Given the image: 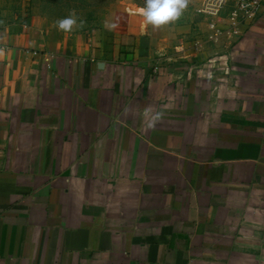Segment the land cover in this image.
<instances>
[{"label":"crops","instance_id":"1","mask_svg":"<svg viewBox=\"0 0 264 264\" xmlns=\"http://www.w3.org/2000/svg\"><path fill=\"white\" fill-rule=\"evenodd\" d=\"M211 1L0 27V264H264V0Z\"/></svg>","mask_w":264,"mask_h":264},{"label":"rangeland","instance_id":"2","mask_svg":"<svg viewBox=\"0 0 264 264\" xmlns=\"http://www.w3.org/2000/svg\"><path fill=\"white\" fill-rule=\"evenodd\" d=\"M199 2L187 0V7L177 20L195 21ZM144 4L145 0H0V27L37 14L57 26L60 20L71 17L76 20L71 30L103 26L117 29L127 26L129 16L141 13ZM178 25L184 26V23Z\"/></svg>","mask_w":264,"mask_h":264},{"label":"clouds","instance_id":"3","mask_svg":"<svg viewBox=\"0 0 264 264\" xmlns=\"http://www.w3.org/2000/svg\"><path fill=\"white\" fill-rule=\"evenodd\" d=\"M186 7L187 0H145L140 11L146 23L161 26L176 20ZM75 23V19L68 17L58 22V28L70 31ZM145 116H149V110H145Z\"/></svg>","mask_w":264,"mask_h":264},{"label":"built area","instance_id":"4","mask_svg":"<svg viewBox=\"0 0 264 264\" xmlns=\"http://www.w3.org/2000/svg\"><path fill=\"white\" fill-rule=\"evenodd\" d=\"M214 2L213 9L228 10L229 25L234 26L240 19L255 17L262 0H216Z\"/></svg>","mask_w":264,"mask_h":264}]
</instances>
